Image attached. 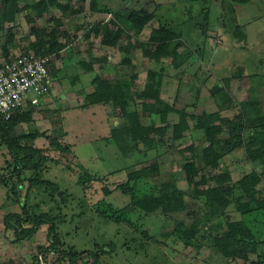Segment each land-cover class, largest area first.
Returning <instances> with one entry per match:
<instances>
[{
  "label": "rangeland",
  "instance_id": "1",
  "mask_svg": "<svg viewBox=\"0 0 264 264\" xmlns=\"http://www.w3.org/2000/svg\"><path fill=\"white\" fill-rule=\"evenodd\" d=\"M90 1L71 0L68 3L70 9L65 12L52 5L50 11L43 10L40 17L29 8V16L34 21L26 22L21 16L16 22L2 23L5 31H12L17 43H21L19 49L24 46L20 53L27 49L24 34H29L31 41L35 39L30 33L33 26L47 27L45 47L52 45L49 35L57 29V42L64 47L59 50L58 57L51 58L49 92L32 107L30 121H22L15 127L20 134L36 131L38 134L34 140L24 139L21 144L40 149L50 159L36 174L24 171L18 178L13 169H6L18 157L17 153L0 144V179H5L0 183V264H69L65 253L71 249L81 253L76 264H95L94 257L87 251H99L97 264H172L174 259L186 253V246L192 249V257L186 255L189 262L250 264V261L223 256L213 247V242L225 230V217L229 221H247L255 241H264V210L244 214L243 211L249 210L251 205L237 203V182L252 171L262 173L261 181L255 185L254 197L264 199V158L251 163L242 146L230 151L220 147L215 167L206 165L189 176L184 170L185 163L194 160L203 165L202 161L195 159L190 146L201 150L209 145L202 129H189L182 138L173 140L172 126L179 121V114L170 113L168 122L162 124L157 116L143 109L142 99L135 98L129 101L128 109L139 115L142 127H165L162 138L160 132L149 131L150 138L139 141L119 132L126 125L127 117L118 107L109 102L92 104L89 99L94 93L93 79L96 76L110 81L125 77L137 91L153 88L157 83L159 97L173 105L176 111H184L187 117L202 113L213 117L219 115L225 129L231 120L238 121L235 115L258 117L260 105L257 100L261 102V108L264 104L263 2L97 0L100 13L94 14ZM30 2L19 1L18 4L24 7ZM141 9L152 12L154 17L139 35H133L129 16ZM58 18L61 20L59 27L54 21ZM97 23L101 26L108 24L113 29L123 27L126 35L115 47L102 45L98 30L84 38V31ZM161 25L178 34L172 43L178 51L175 57L154 58L148 54V50L154 51L148 43V36L153 28ZM0 35L1 40L3 34L0 32ZM30 50L34 51L33 48ZM3 58L0 57V62L5 60ZM217 86L221 90H217ZM21 110L26 111L25 105ZM189 125L192 126V122ZM253 131L249 127L243 130L244 143L250 135L253 136ZM222 137L228 139L229 135L225 132ZM263 137L264 133H258L253 138L259 144ZM57 146H67L69 151H61ZM123 150H126L125 155ZM155 164L159 173L150 181L159 185L174 179L178 188L188 196L186 210L168 215L157 210L136 219L135 212L128 209L129 196L114 189V185L127 179L128 167L139 169ZM223 173L229 178L222 185L228 186L231 192L213 199L221 210L216 211L213 221L200 225L193 236L199 243L185 244L186 232L175 228L177 219L185 228L198 219L194 216L198 205L197 189L207 187L205 183L195 185V181L202 177L209 180ZM36 176L57 184L56 198L47 194L49 190L45 186H30L28 179ZM18 184L22 187L17 196L13 190H17ZM103 187L110 191L104 194ZM22 200L33 214L53 209L52 214L58 215L62 221L58 223L57 231L63 245L48 252H38L40 246L48 247L53 242L47 224L25 238L19 233L17 239L14 231L6 230L5 215L20 213L19 201ZM115 211L123 216L120 219L127 220L118 222ZM107 214L114 217L105 216ZM129 221L135 222L129 225ZM23 225L32 227L29 222L23 221ZM144 232H150L151 236H144ZM110 248L112 250L107 252ZM260 253L264 255V250ZM249 258L253 260L256 256Z\"/></svg>",
  "mask_w": 264,
  "mask_h": 264
},
{
  "label": "trees",
  "instance_id": "2",
  "mask_svg": "<svg viewBox=\"0 0 264 264\" xmlns=\"http://www.w3.org/2000/svg\"><path fill=\"white\" fill-rule=\"evenodd\" d=\"M19 1L27 0H0V29L2 31L3 47L6 48L5 44L10 43L8 35L5 33L2 23L3 22H16V20L23 16L26 21L32 22L34 19L29 16L28 9L31 8L32 12L35 13L36 17H40L43 10L46 12L50 11L52 5L58 7L62 12H65L70 9L69 2L58 3L57 0H31L28 6L20 7ZM97 0L90 1V8L92 12H100V9L97 7ZM72 12V10L70 11ZM154 17L153 13L146 10H137L131 16H129V28L133 31V35H139L143 30L145 25L150 22ZM57 27L61 25V20L54 19ZM54 29V28H53ZM98 34H101V44L106 47H115L120 39L126 35L123 27H116L113 29L110 25H102L100 23L92 24L84 31V38L89 37L91 33L95 31ZM47 27H30V33L34 34V41L30 42L31 48L34 49V52L42 55H49L50 59L55 56L58 57L59 50H61L64 45L57 42L58 30L54 33H50L49 39L53 41L50 47H45L47 43L46 33H48ZM57 32V34H56ZM65 33V32H63ZM178 34L171 29H167L163 25L158 28H153L148 36V43L154 51L148 50V54L154 58H163L170 56H177L178 51L172 43L176 40ZM154 52V53H153ZM51 71V67H50ZM94 84V93L90 95V103H101L107 104L108 102L113 104L115 107L120 109V112L127 117L126 125H123L121 133L129 134L131 137L140 139L143 141L148 135L149 131L153 133H159L164 135L165 127L156 129L154 127H142L139 123V115L136 112H132L128 109L129 101L131 102L135 98L142 99L143 109L148 113L153 114L159 118V122L164 124L168 122V117L170 113L179 114V121L173 123L172 126V139L179 140L184 136V132L189 129H202L204 131L205 139L209 142L207 148L196 149L193 145L190 146V151L194 153L195 159L197 161H202L203 165L197 164L198 162L192 160V162L185 163L184 170L187 175L190 176L191 173L198 172L202 167L210 165L215 167L217 165V160L219 154L217 149L220 147L223 150L230 151L235 149L238 146H242L245 151L247 159L251 163L260 161L264 158V137L258 144L254 140V135L258 133H264V104L261 108V102L259 103V115L258 117H251L247 115L242 117L241 115H235V120H231L225 129L222 124V117L219 115L213 117L209 114L202 113L199 116H194L191 114L189 117L185 115V112L181 113L176 111L173 105L166 103L165 100L161 99L158 95V90L156 86L153 88H145L141 91L132 89V82L125 79V77H119L115 81H110V79L96 76L93 79ZM132 89V90H131ZM217 90H221V87L217 86ZM148 100V101H147ZM151 100V101H150ZM31 103L25 105L26 111H22V107L17 108L8 119H3L0 117V144L5 145L9 151H15L17 153L13 162L6 166V169H13L16 176L19 178L20 174L24 171H31L35 174L42 170L43 164L50 159V157L43 153L38 148L29 146L26 143L21 144V141L24 139L34 140L37 136V132L20 134L15 131V127L23 122L28 123L31 119L32 112ZM241 120V121H240ZM189 122H192V126L189 125ZM246 127L253 129V136L250 135L248 141L244 143L242 139V132ZM228 133L229 138H223L224 133ZM150 138V137H148ZM163 139L159 140L162 142ZM151 141H154L153 139ZM57 144V143H56ZM61 151H69V147L57 146ZM126 154V150L122 152ZM201 158V159H200ZM52 160V159H51ZM159 173L158 166L152 165L150 167H140L136 168H127V179L124 182H120L114 185V189H119L124 194L128 195L130 200L128 204L129 211H134L136 214V219L142 218L148 214H152L155 211L159 210L162 213H180L186 210V196L183 190L178 188L177 182L174 179L163 181L159 185H154L150 178L157 176ZM261 174L258 171H252L241 180L237 182V189H239L237 203L251 205L249 210L243 211L244 214L256 213L259 210H264V199L258 200L254 197V194L257 192L255 190V185L261 181ZM228 174H219L211 177L209 180H206L204 177L200 181H195V185L207 184L205 189H197L196 203L197 210L195 211V217L193 223L188 227H182L181 222L177 219V224L175 228L184 230L186 235L185 244L192 242L198 244L194 237L200 225L207 224L210 221L215 219V216L220 211L218 203L213 199L224 194H229L231 189L228 186H223V182L228 180ZM31 187H43L45 186L49 191L48 195L54 199L56 198V191L59 187L56 183L48 180L41 179L36 176L31 179H28ZM213 181V182H212ZM5 179L1 178L0 183H4ZM209 182L212 184L209 185ZM22 184H18L16 189L13 191L18 196ZM104 194H107L110 189L108 187H103ZM66 197V195H64ZM64 196L61 199H64ZM188 197V196H187ZM20 213L8 212L5 215L4 222L6 230L14 231V234L19 237V233L23 234V237H28L34 233L39 227L44 224H47L48 233L53 235V242L48 247L40 246L38 252L46 250H54L59 245H63V242L59 239L58 236V223L62 221L58 219V215H53L52 210L48 209L45 212L40 214H33L29 211L27 203L23 204V200L19 201ZM52 208V206L50 207ZM216 210H214V209ZM105 214V212H103ZM116 220L119 222L127 220L125 218L120 219L123 216H120L119 212L115 211ZM53 215V216H52ZM107 217H114L112 214L105 215ZM225 217V215H224ZM135 219V221H136ZM249 220V219H248ZM25 223L32 224V227L25 228L23 225ZM135 221H129V225ZM247 222V221H246ZM245 220L241 221H229L225 217V230L217 235L213 242V247L225 257L231 258L232 260L240 259L244 262L250 261V264H264V255H261V251L264 249V241H255L254 237L251 234V230L247 227ZM146 232V231H145ZM144 232V236H150L148 233ZM148 232V231H147ZM180 233V232H179ZM180 236H183L181 233ZM111 248L107 250L109 252ZM94 257V263L97 264L98 257L100 255L99 251L92 252L87 251ZM263 254V253H262ZM255 255L256 258L250 260L249 257ZM65 260L69 264H76L80 259L81 253L74 249L67 251L65 253Z\"/></svg>",
  "mask_w": 264,
  "mask_h": 264
},
{
  "label": "built area",
  "instance_id": "3",
  "mask_svg": "<svg viewBox=\"0 0 264 264\" xmlns=\"http://www.w3.org/2000/svg\"><path fill=\"white\" fill-rule=\"evenodd\" d=\"M49 55L27 50L0 62V117L8 119L28 102L37 105L51 86Z\"/></svg>",
  "mask_w": 264,
  "mask_h": 264
},
{
  "label": "crops",
  "instance_id": "4",
  "mask_svg": "<svg viewBox=\"0 0 264 264\" xmlns=\"http://www.w3.org/2000/svg\"><path fill=\"white\" fill-rule=\"evenodd\" d=\"M261 1L264 4V0H261ZM96 13H100V12H94V14H96ZM8 23H11V22H8ZM4 31H5V28H4ZM0 32L2 33L1 29H0ZM5 33L8 35L10 43L5 44L6 45V48H5V47H3V45L6 42H4L3 39L0 40V57L1 58L4 57L3 59H8L9 57H12L14 55L19 54L20 53V49H22L24 46L19 49V47H20L19 45L21 43L20 44L17 43L18 42L17 41V38H15V35H14V33L12 31L11 32L5 31ZM0 37H1V35H0ZM12 37H13V39H11ZM23 37H24V39H26V41H25V43H26L25 48H27L26 51L27 50H30L31 49V47H30L31 40L29 39L30 35L29 34H24ZM22 43H24L23 40H22ZM146 216H148V215H146ZM149 235L151 236L150 232H149ZM188 248H189V246H186L185 247L186 253H183V254L180 255V257L174 259V261L172 262V264H197V263L189 262L188 261L186 255L191 256L190 254H191V250H192L191 248H189V249ZM193 257H194V255H193ZM196 261H197V258H196L195 262Z\"/></svg>",
  "mask_w": 264,
  "mask_h": 264
},
{
  "label": "water",
  "instance_id": "5",
  "mask_svg": "<svg viewBox=\"0 0 264 264\" xmlns=\"http://www.w3.org/2000/svg\"><path fill=\"white\" fill-rule=\"evenodd\" d=\"M84 222H85V221H84ZM84 222H83V223H84Z\"/></svg>",
  "mask_w": 264,
  "mask_h": 264
}]
</instances>
